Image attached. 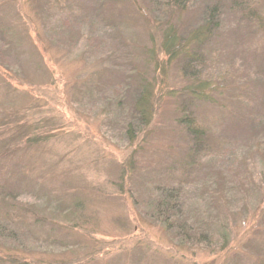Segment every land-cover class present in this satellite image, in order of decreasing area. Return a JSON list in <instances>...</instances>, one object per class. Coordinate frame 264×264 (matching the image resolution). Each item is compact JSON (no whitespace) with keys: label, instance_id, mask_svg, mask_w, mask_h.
Returning a JSON list of instances; mask_svg holds the SVG:
<instances>
[{"label":"rangeland","instance_id":"374dc122","mask_svg":"<svg viewBox=\"0 0 264 264\" xmlns=\"http://www.w3.org/2000/svg\"><path fill=\"white\" fill-rule=\"evenodd\" d=\"M148 1L0 0V264H264V28L246 17L264 0H187L169 16L183 40L203 9L219 15L191 106ZM139 81L153 116L131 140ZM186 116L205 132L188 168ZM165 187L208 243L153 216Z\"/></svg>","mask_w":264,"mask_h":264},{"label":"trees","instance_id":"16d2710c","mask_svg":"<svg viewBox=\"0 0 264 264\" xmlns=\"http://www.w3.org/2000/svg\"><path fill=\"white\" fill-rule=\"evenodd\" d=\"M186 1L187 0H150L148 1V5L150 9H155L157 15L160 17L159 21L164 22L165 30L161 33L160 49H162V53L168 57L167 62L171 63V61L180 58L183 61V71H188L189 73L188 79L191 86L184 90L183 93L187 94L185 96L187 99L181 100V102H183V105L191 106L193 100H197L198 98L205 99L204 94L201 93L203 86L198 83L201 78L199 75H196L193 70L195 65L202 59L200 56V54H202L200 49L213 39L214 33L218 31V24L220 23V20L216 7H206L201 12L197 28L191 29L187 33V37L181 40L177 35L178 29L174 25L175 23H171L169 21V16H172L177 9L181 11L185 10V8L187 9L189 5L187 7L185 6ZM151 14L152 13L150 11V15ZM246 17L249 20L253 19L254 22L257 21L256 23L258 27L264 28V15L261 16L260 14H255L254 11H248ZM139 83V88H135L136 90L133 91V93H135L133 97L134 103L132 105L133 112L128 114L126 121L123 119V123L125 122L126 128L125 135L128 138L130 137L131 140H134L137 134L140 136L141 133H143V131L149 126L153 116L152 108L150 104H148V95L150 94L148 89L149 86L145 83V81H139ZM120 102L121 100L117 101L115 106L116 109L121 107ZM179 123L183 126L190 140V151L188 152L189 157L188 161L184 165L185 168H188L196 164V161H194L196 159L195 155L199 154L200 157V154L203 153L204 148L201 146V138L204 136L205 132L198 126L197 122L191 116H186L183 119L181 118ZM37 140V138H27L25 144H29ZM2 155L6 156L7 154L3 152ZM261 158L264 169V144L262 145ZM255 182L258 184L255 187L264 193V170L258 174L257 179L253 180L254 185ZM159 190L163 191V194L160 197L158 196L157 198L155 197L154 200H151L152 203L150 205L153 207L152 214L153 216L155 215L157 221H159L160 224L168 230V232L173 231L176 236L181 238L182 242L185 241L189 243V240L192 239V242H195L197 245L206 242L208 243V237L206 234H198V232L192 230L195 232L194 236L189 235V231L191 229L181 220V209L183 204L179 201L176 191L167 187ZM228 193H230V191ZM2 228L3 227L0 226V235H3L0 241L4 240L5 236L9 235V232L7 230L2 231ZM222 231L225 232L224 230ZM221 237L220 250L222 251L226 246V236L221 234Z\"/></svg>","mask_w":264,"mask_h":264}]
</instances>
